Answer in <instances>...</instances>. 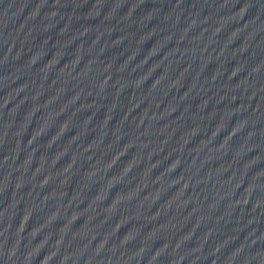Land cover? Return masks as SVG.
Here are the masks:
<instances>
[{
  "label": "water",
  "instance_id": "1",
  "mask_svg": "<svg viewBox=\"0 0 264 264\" xmlns=\"http://www.w3.org/2000/svg\"><path fill=\"white\" fill-rule=\"evenodd\" d=\"M0 228L64 264H264V0H0Z\"/></svg>",
  "mask_w": 264,
  "mask_h": 264
}]
</instances>
